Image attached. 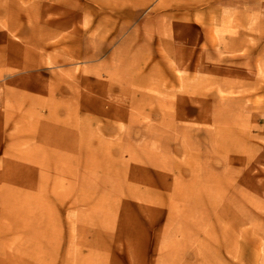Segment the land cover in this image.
Segmentation results:
<instances>
[{
  "label": "rangeland",
  "instance_id": "374dc122",
  "mask_svg": "<svg viewBox=\"0 0 264 264\" xmlns=\"http://www.w3.org/2000/svg\"><path fill=\"white\" fill-rule=\"evenodd\" d=\"M0 264H264V0H0Z\"/></svg>",
  "mask_w": 264,
  "mask_h": 264
}]
</instances>
